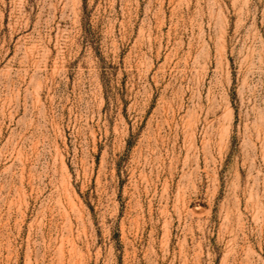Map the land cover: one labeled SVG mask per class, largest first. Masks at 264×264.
<instances>
[{"label":"rangeland","instance_id":"374dc122","mask_svg":"<svg viewBox=\"0 0 264 264\" xmlns=\"http://www.w3.org/2000/svg\"><path fill=\"white\" fill-rule=\"evenodd\" d=\"M0 264H264V0H0Z\"/></svg>","mask_w":264,"mask_h":264}]
</instances>
